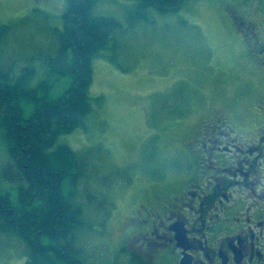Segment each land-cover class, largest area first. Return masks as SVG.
Masks as SVG:
<instances>
[{
	"label": "rangeland",
	"instance_id": "obj_1",
	"mask_svg": "<svg viewBox=\"0 0 264 264\" xmlns=\"http://www.w3.org/2000/svg\"><path fill=\"white\" fill-rule=\"evenodd\" d=\"M64 3L0 0V24L9 26L0 36V65L11 68V75L31 62L36 67L32 83L45 76L44 57L55 51ZM227 4L242 13L244 5L255 7L259 10L255 20L264 21V0H185L178 10L166 13L150 7L136 10L135 0L95 1L93 14L114 16L122 24L115 48L101 51L114 54L118 66L102 56L93 58L89 94L101 95L102 104L93 100L85 127L55 140V145L66 144L85 155L87 167H93L80 181L79 198L90 184L89 193L105 201L100 213L88 202L92 205L86 219L95 226L93 231L84 230L80 239L93 262L127 264L117 254L119 221L131 199L125 193L146 184L152 174L171 177L182 171L184 141L197 122L196 111L217 103L213 98L218 87L225 86L235 107L254 104L264 94V77L244 69V42L231 24ZM129 13L146 14L131 21ZM259 34L264 36V22ZM51 79V97L70 84L69 75ZM169 99L177 105L168 106ZM159 103L168 107L162 109ZM5 161L0 157V167ZM0 190H8L15 204V183L0 180ZM118 204L123 205L115 210ZM103 222V230H98ZM0 264H25L23 244L1 232Z\"/></svg>",
	"mask_w": 264,
	"mask_h": 264
},
{
	"label": "trees",
	"instance_id": "obj_2",
	"mask_svg": "<svg viewBox=\"0 0 264 264\" xmlns=\"http://www.w3.org/2000/svg\"><path fill=\"white\" fill-rule=\"evenodd\" d=\"M95 1L65 0L55 51L45 55L47 71L37 82L32 83L36 67L31 62L16 76L11 75V68L0 65V157L6 160L0 167V180L13 182L17 188L15 204L8 190H0V232L20 240L25 264L99 263L90 259L80 242L82 232L93 231L95 226L86 219L88 202L99 209L95 213L101 212L105 202L95 192L89 193L90 184L79 198L80 181L93 167H87L85 155L70 146L55 145L58 135L85 127L93 100L97 106L102 104L101 95L89 94L93 58L102 56L118 66L114 54L101 51L115 48L122 24L114 16L93 14ZM184 1L135 0L134 9L150 7L166 13L178 10ZM145 14L129 13V18L137 21ZM8 28L0 24V36ZM65 75L70 76V84L59 96L51 97V78ZM166 103L159 107L166 109ZM102 224L98 230H103Z\"/></svg>",
	"mask_w": 264,
	"mask_h": 264
},
{
	"label": "flooded vegetation",
	"instance_id": "obj_3",
	"mask_svg": "<svg viewBox=\"0 0 264 264\" xmlns=\"http://www.w3.org/2000/svg\"><path fill=\"white\" fill-rule=\"evenodd\" d=\"M225 7L244 42V69L264 77L257 11ZM214 101L196 111L182 171L125 193L117 254L127 264H264V94L235 107L220 86Z\"/></svg>",
	"mask_w": 264,
	"mask_h": 264
},
{
	"label": "bare ground",
	"instance_id": "obj_4",
	"mask_svg": "<svg viewBox=\"0 0 264 264\" xmlns=\"http://www.w3.org/2000/svg\"><path fill=\"white\" fill-rule=\"evenodd\" d=\"M8 223V222H7Z\"/></svg>",
	"mask_w": 264,
	"mask_h": 264
}]
</instances>
